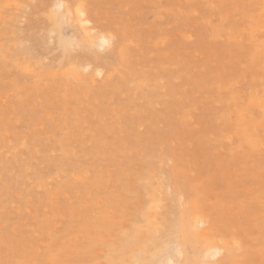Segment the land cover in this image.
Listing matches in <instances>:
<instances>
[{
    "label": "rangeland",
    "instance_id": "374dc122",
    "mask_svg": "<svg viewBox=\"0 0 264 264\" xmlns=\"http://www.w3.org/2000/svg\"><path fill=\"white\" fill-rule=\"evenodd\" d=\"M88 1L97 22L115 33L124 32L126 53L130 49L134 53L132 59L129 58L128 53L126 58L128 63L126 62L124 66L118 62L115 64L114 69L117 71H113V76L109 79L103 80L105 77H97V86L102 82L104 88L100 90L102 93L94 90V86L90 85L92 87L90 88L76 80L74 74H69L71 77L69 78L68 74L61 72L66 71L67 68L78 69H75L76 56L72 54L75 53L73 46L69 47L67 52L72 55L67 61L70 66L61 64L64 58L62 56L58 59L51 55L47 56L45 46H39L35 56L19 53L17 47L19 45L14 44V41L20 40L24 35L22 30L29 20L27 13L34 2L0 0V148L3 146L0 149V264H71V261L73 264H103L104 244H100L101 248L97 250L100 245H94L95 249H93V245H90L93 243L90 241L93 242L91 239L94 240L99 232H101L98 234L99 238L96 237L98 240L101 237L116 239V234L120 235L121 239L125 238L124 234L128 233L130 227L131 214L135 220L141 218L146 206L145 181L149 169L151 172L153 169L157 172L167 171L168 176H172L170 179L174 181L180 179L177 181L178 190L185 191L186 195L187 193L193 195L191 197L187 195V204L190 198H193V203L200 200L202 210L214 218L221 232L225 230L230 234L234 230V235L245 240L250 246L258 237L262 236L264 239V230L261 232L252 227L250 225L252 219L249 216L250 209H254V214L264 223V219H261L264 213L263 210L261 214V209L264 208V173L263 177H252L253 181L247 174L253 172L250 170L255 165L252 161L260 163L258 161L264 156V147L259 152L248 147L232 151L230 147L233 145L231 143L230 146L229 137L224 136L225 132L236 135L239 125L237 118L247 106H237L234 100L242 102L244 99L242 94L250 95L256 89H260L262 93L264 88L262 84L264 50L263 57L255 53L256 43L264 44L262 41L264 11L258 15L260 10L264 9V0H245L246 2L213 0L216 4L211 0ZM43 16V13L36 11L31 14V22L34 25L41 24L45 21ZM253 28L255 32L252 31ZM74 29L77 32L74 26L63 25L61 33L66 41L71 40V36L75 35ZM259 30H262V33L256 36ZM239 34L241 36L237 37ZM234 35L237 36L233 37ZM40 60L43 63L38 65L37 62ZM16 62L24 66L33 65L31 68H34V71L29 73L19 70L14 66ZM41 65H44L43 68L40 67ZM49 66L50 71H48ZM164 68H167V74L162 75V82L169 90L165 89V92L162 91L158 96H152L153 94H149L150 88L141 82L144 77H154L156 73L164 71ZM259 69L260 74L257 73ZM138 75L141 81L137 78ZM262 75L263 78L260 77ZM66 76H68L67 80ZM37 84L39 85L36 86ZM66 87H70V90H66ZM20 95L21 97L18 98ZM170 97L174 101H179L181 107L165 106L163 100ZM189 98L191 101L188 100ZM21 101L26 106L22 105ZM183 103H187L188 107L182 108ZM175 109L179 111H171ZM228 110L232 112L229 113L233 117L231 121L224 118L225 114L228 115L226 113ZM24 117L25 119H22ZM36 118H39L38 121ZM180 121H183V124ZM82 123L84 126H80ZM101 128L105 130L101 131ZM203 137L205 139H202ZM48 138L51 142L47 140ZM24 139L26 140L22 142ZM22 143L24 146L18 147ZM119 145H122V148ZM15 147L17 148L14 149ZM66 153L72 157L67 156ZM36 154L38 156H35ZM149 154L154 157L151 162H148ZM48 158L52 161H48ZM243 159H247L244 164ZM48 162L53 163L48 164ZM245 166L249 169L247 173ZM20 168L27 169L22 177L18 174ZM255 174L261 175L258 171ZM231 176H240L244 183H234L229 178ZM229 183L234 184V192L230 191ZM190 189L194 191L191 192ZM56 195L58 198L55 197ZM111 195L115 196L109 197ZM108 197L114 201H110ZM187 204L185 207L180 206V212L186 210L187 213L193 214L196 211L194 206L190 210ZM113 205L114 208H111ZM109 206L110 208H106ZM139 206L141 209L138 208ZM78 211H81L79 215L81 218L77 216ZM99 211L103 215H100ZM63 214L64 216H60ZM185 216L189 217L188 214ZM82 218L91 228L80 220ZM112 219L118 227L114 226ZM53 220L56 221L54 224ZM120 222H124L120 224L122 227L119 225ZM226 223L228 225L231 223V226H227ZM14 228H17L16 231H13ZM88 228L91 230L89 231ZM44 230L50 235L43 233ZM202 230L204 227L192 230L194 234H190L193 236V244L190 245L192 250L201 247L198 237L195 236ZM60 234L65 235L61 237ZM58 237L62 239L58 240ZM85 244L89 249L85 251L86 253L81 249ZM42 247L49 248L44 250ZM35 251H38L37 254L40 256H37ZM75 254L80 258L75 257ZM85 256L87 259L91 258L87 260ZM252 256L251 253V258L247 260L248 264H258L261 260L260 255L256 254L255 258L253 257L254 261ZM243 258L240 257L237 264ZM27 260L28 262H24ZM190 260L194 261L193 257Z\"/></svg>",
    "mask_w": 264,
    "mask_h": 264
},
{
    "label": "bare ground",
    "instance_id": "6f19581e",
    "mask_svg": "<svg viewBox=\"0 0 264 264\" xmlns=\"http://www.w3.org/2000/svg\"><path fill=\"white\" fill-rule=\"evenodd\" d=\"M212 3L216 4V2H214L213 0H211ZM222 1V0H221ZM227 1V0H226ZM247 1V0H246ZM244 0V2H246ZM250 1V0H249ZM256 1V0H255ZM32 2H34L32 0ZM243 3V1L241 2ZM210 4V3H209ZM235 4V3H234ZM257 5H259V3H256ZM233 5V4H231ZM251 5V4H249ZM33 7H31L30 11L27 13L29 20L27 21L26 25H25V29H23V33L24 35L21 36L20 40H16L14 41V44L19 45L17 47H19V53H26V54H31L32 56H35L36 53H38V47L39 46H45L44 50H45V54L47 56L51 55L52 57H54L55 59H58L59 57H64L61 61V64L63 65H68L67 61L68 59L72 56L70 55V53L67 54V52L69 51V47L71 48L72 46L74 47V51L75 53L72 52V54L74 56H76L74 60H76V68L77 70H74L71 68V70L69 68L66 69V71H61L62 73L64 72L65 74H74L76 77V80H78L81 83H84L85 85H92L94 86L93 89L97 90V92L99 91V93H102L100 90L104 89L102 88V82L100 83V85L97 86L96 84V80L97 77H105L106 80L109 79L110 77H112L113 75V71H117L116 69H114L115 64L118 62V64L120 63L122 66H124L126 64L127 61V55L129 53V58L132 59V55H134L133 51L130 49L127 53L125 50V45H126V38H125V33H115L113 31L108 30L106 27H103L102 24H99L97 22L95 13L92 12V8L90 7L89 1L88 0H52L51 2H48L47 0H35V2L32 5ZM210 6H212L210 4ZM219 6V5H218ZM218 6L216 8H218ZM241 6H243V4H241ZM245 6V4H244ZM247 6V5H246ZM243 8V7H242ZM28 9V7H27ZM263 9V8H262ZM36 11H40L41 13H43V17L45 19V21L43 23H38L36 25H34L31 22V14H33ZM221 11V10H220ZM236 11V10H235ZM239 11V10H237ZM236 11V12H237ZM253 11V10H252ZM255 11V10H254ZM253 11V12H254ZM263 10H260V13H258V15L261 14V12H263ZM219 12V11H218ZM251 13V11L249 12ZM255 14V13H254ZM257 14V13H256ZM97 15V14H96ZM227 16V15H226ZM251 16V15H250ZM229 17V16H227ZM252 17V16H251ZM28 19V18H27ZM227 19V18H226ZM225 20V19H224ZM262 20V19H261ZM264 20V19H263ZM243 21V19H242ZM245 21V20H244ZM227 22V21H226ZM22 23V22H21ZM117 24V23H115ZM63 25H72L77 29V32L74 29L75 35L71 36V40L69 39L68 41L65 40L64 36L61 33V29L63 28ZM216 27V26H215ZM251 27V26H250ZM259 26L257 25L256 28H258ZM262 27V25L260 24V28ZM255 28V27H254ZM254 28L252 31H254ZM231 30V29H230ZM229 30V31H230ZM249 30V29H248ZM263 30H264V26H263ZM213 31V30H212ZM233 31L235 32V30L233 29ZM247 31V30H246ZM258 31V30H257ZM262 31V30H261ZM259 30L258 33H256L255 35L257 36L258 34L262 35L264 34V31L261 32ZM231 32V31H230ZM255 32V31H254ZM64 33V32H63ZM124 33V34H123ZM218 33V31H217ZM243 33V31L241 32V34ZM245 33V32H244ZM222 34V33H221ZM235 34V33H234ZM11 35V34H10ZM71 35V34H70ZM214 35V32H213ZM252 35V34H250ZM220 36V35H219ZM223 36V34H222ZM237 35H234L233 37H235ZM241 36L240 34L237 36L239 37ZM73 37V38H72ZM246 37V36H245ZM253 37V36H252ZM260 37V36H259ZM258 37V38H259ZM232 38V37H231ZM230 39V38H229ZM149 40H147L148 42ZM264 41V40H262ZM249 43V42H248ZM13 44V45H14ZM160 44V43H159ZM157 44V45H159ZM163 44V43H161ZM147 45V44H146ZM252 46V45H251ZM255 53L258 55H261L260 57H263V50H264V44L261 43H256L255 45ZM16 48V46H15ZM244 48V47H243ZM252 48V47H251ZM73 50V49H72ZM245 51V50H244ZM252 55V54H251ZM30 56V55H29ZM31 56V57H32ZM41 56V55H39ZM73 56V57H74ZM140 56V55H138ZM161 56V55H160ZM141 57V56H140ZM139 57V58H140ZM244 57L247 59V56L244 55ZM10 58H12L10 56ZM17 58V56H16ZM47 58V57H46ZM45 58V60H46ZM48 59V58H47ZM245 59V60H246ZM73 60V62H74ZM34 61V59H33ZM60 61V60H58ZM72 61V58L71 60ZM41 62V60L39 62H37V64L39 65ZM140 64V63H139ZM254 64V62H253ZM12 65V64H11ZM255 65V64H254ZM14 66H16L19 70L22 69L25 72H29L32 73V71H34V68H31L33 65H26L24 66L21 63L17 62L14 64ZM44 65H41L40 67L43 68ZM67 66V67H68ZM8 67V66H6ZM65 67V66H64ZM121 67V66H120ZM9 68V67H8ZM12 68V67H11ZM10 68V69H11ZM16 68V71H17ZM50 66L48 67V71ZM57 68V67H56ZM55 68V69H56ZM62 68V67H61ZM65 69V68H63ZM121 69H123L121 67ZM164 71H157V72H161V73H156L154 75V77H149V75L147 74V77H144L142 80V84L147 86V88H150L149 94L152 96H158L159 94H161L162 91L165 92L169 90V88H166V85L162 82L163 76L162 75H166L167 74V68H164ZM45 70V69H43ZM143 69H141L142 71ZM11 71V70H10ZM15 71V72H16ZM53 71V69H52ZM120 71V69H119ZM122 71V70H121ZM260 71L257 70V73ZM262 71V70H261ZM47 72V71H46ZM63 74V75H65ZM184 75V73H182ZM260 74V73H258ZM62 75V76H63ZM69 75V78H71ZM39 77L41 78V75H39ZM43 77V76H42ZM66 76V80H67ZM263 78V75L260 76ZM18 78V77H17ZM68 78V79H69ZM137 78L141 81V77L138 75ZM37 79V78H36ZM35 79V80H36ZM102 79V78H101ZM224 79V78H223ZM44 80V79H43ZM42 80V82H43ZM102 80V81H103ZM75 81V82H78ZM108 81V80H107ZM41 82V81H39ZM41 82V83H42ZM221 82V81H220ZM38 83V82H37ZM16 84V83H14ZM36 84V83H35ZM62 84V83H61ZM79 84V83H78ZM77 84V85H78ZM262 84L264 85V78L262 80ZM39 84H37L36 86H38ZM65 84H63L64 86ZM72 85V84H70ZM84 85V86H85ZM31 87V85H29ZM45 86V85H44ZM66 86V85H65ZM76 86V84H75ZM82 86V85H81ZM80 86V87H81ZM83 86V87H84ZM21 87V85L19 86ZM74 87V85H73ZM79 87V86H77ZM45 88V87H44ZM48 88V87H47ZM90 88H92L90 86ZM99 88V89H98ZM21 89V88H20ZM65 89V88H64ZM69 89L70 87H66V90ZM80 89V88H79ZM22 90V89H21ZM32 90V89H31ZM68 90V91H69ZM78 90V89H77ZM81 90V89H80ZM78 90V91H80ZM259 90V92H257ZM28 91V90H26ZM61 91V90H58ZM19 92V91H18ZM31 92V91H30ZM44 92V91H43ZM186 92V91H185ZM29 93V92H28ZM32 93V92H31ZM30 93V95H31ZM188 93V92H187ZM33 94V93H32ZM51 94V93H50ZM64 94V93H63ZM62 94V95H63ZM130 94V93H129ZM23 95V94H22ZM27 95V94H26ZM66 95V94H65ZM100 95V94H98ZM164 95V94H163ZM244 99L242 102L234 100V97L232 95V99L234 100L235 104L237 106H241V105H247L243 108L242 113L238 116L237 120H238V129L236 131V135H231V133L225 132V137H229V142H230V146L231 143L233 145V147H230L232 151H239L241 150L243 147H248L251 148L253 151L255 152H259L262 151L264 148V88L262 90V93L260 91V89H256L254 90L252 93H250V95L248 94H242L241 95ZM1 97V96H0ZM21 95L18 97L20 98ZM23 97V96H22ZM27 97H29V95H27ZM26 98V97H25ZM31 98V97H30ZM68 98V97H67ZM66 98V99H67ZM228 99V98H227ZM24 100V99H22ZM65 100V99H64ZM188 100L191 101V99L189 98ZM32 101V100H31ZM27 102V101H26ZM62 102V101H60ZM185 102V101H184ZM232 103V101H230ZM22 103V101H21ZM34 103V100L33 102ZM68 103V102H67ZM92 103V102H91ZM163 103L165 104V106H175V107H181V105L179 106V101H174L173 98H168V99H164ZM188 103V102H187ZM187 103H183L184 105L182 106V108L188 107L186 106ZM19 104V103H18ZM25 103H22V105ZM49 104V102L47 103V105ZM82 104V103H81ZM21 105V106H22ZM28 105V104H27ZM80 105V103H79ZM19 106V105H18ZM26 106V104L24 105ZM29 106V105H28ZM49 106V105H48ZM10 107V105H9ZM58 107V106H57ZM66 107V106H65ZM93 106H91L92 108ZM31 108V106L29 107ZM44 108V107H43ZM47 108V107H46ZM54 108V107H53ZM59 108V107H58ZM82 108V107H81ZM80 109V108H77ZM83 109V108H82ZM93 109V108H92ZM231 109V108H230ZM36 110V109H34ZM74 110V108H73ZM33 111V110H32ZM69 111V110H68ZM87 111V110H86ZM92 111V110H90ZM172 112H177L179 111L178 109L175 110H171ZM170 111V113H171ZM231 110H228V115L225 114L224 118H228L230 121L233 120V117H231ZM80 112V111H79ZM6 113V112H5ZM4 113V114H5ZM36 113V112H35ZM89 113V112H88ZM230 113V114H229ZM9 114V113H8ZM43 113H41L42 115ZM120 114V113H119ZM6 115V114H5ZM12 115V114H11ZM62 115V114H61ZM82 115V114H81ZM21 116V115H20ZM23 116V114H22ZM50 116V115H49ZM75 115H73L74 117ZM30 117V116H29ZM77 117V116H76ZM4 118V117H3ZM10 118V117H9ZM31 118V117H30ZM50 118V117H49ZM67 118V117H66ZM167 118V117H166ZM248 118V119H247ZM22 119H25L22 118ZM38 121L39 118H36ZM75 119V118H74ZM6 120V119H5ZM68 120V119H67ZM84 120V118L82 119ZM121 121V119H119ZM32 121V119H31ZM33 121H34V117H33ZM32 121V123H33ZM17 122V121H16ZM19 122V121H18ZM29 122V121H28ZM27 122V123H28ZM81 122V121H80ZM183 124V121H180ZM26 123V124H27ZM68 123V121H67ZM11 124V123H10ZM29 124V123H28ZM37 125V122L35 123ZM34 124V125H35ZM56 124V123H55ZM35 125V126H36ZM17 126V125H15ZM34 126V127H35ZM42 126V125H41ZM80 126H84L83 123ZM87 126V125H85ZM231 126V124L229 125ZM14 127V125H13ZM30 127V126H29ZM33 127V128H34ZM89 127V126H87ZM86 127V129L88 130V128ZM7 128V127H5ZM4 128V129H5ZM43 128V127H42ZM82 128V127H81ZM91 128V127H90ZM14 129V128H13ZM66 129V128H64ZM84 129V128H83ZM101 131L105 130V129H100ZM114 130V129H112ZM92 131V129H91ZM83 132V130H82ZM95 132V131H92ZM2 133V132H1ZM8 133V132H7ZM36 133V132H35ZM43 133V132H42ZM84 133V132H83ZM108 133V131H107ZM40 134V133H39ZM85 134V133H84ZM95 134V133H92ZM110 134V133H109ZM109 134L107 136H109ZM8 135V134H7ZM6 135V136H7ZM15 135V134H14ZM78 135V134H76ZM83 135V134H82ZM5 135H3L4 138ZM16 136H18L16 134ZM27 136V135H25ZM73 136V135H71ZM106 136V137H107ZM216 136V135H215ZM2 137V136H1ZM221 137V135H220ZM16 138V137H15ZM22 138V137H20ZM19 138V139H20ZM82 138V137H81ZM99 138V137H98ZM105 138V137H104ZM111 138V137H110ZM217 138V137H216ZM1 139V138H0ZM16 139V140H19ZM77 139V138H76ZM100 139V138H99ZM98 139V140H99ZM115 139V138H114ZM202 139H205L204 137ZM10 142V139H8ZM15 140V139H13ZM26 139L22 140V142H24ZM33 140V139H32ZM39 140V139H38ZM49 140V138L47 139ZM47 140H45L47 142ZM70 140V139H68ZM236 140H238L239 144L237 142H235ZM51 142V140H49ZM80 141V140H79ZM7 142V141H6ZM223 142V141H221ZM12 144V141L10 142ZM21 143V141H20ZM58 143V142H57ZM209 143V142H207ZM14 144V143H13ZM19 144V143H18ZM120 144V143H119ZM211 144V143H210ZM10 145V144H9ZM23 145V143L21 145H17L18 147H21ZM26 145V144H25ZM65 145V144H64ZM67 145V144H66ZM74 145H76L74 143ZM155 145V144H154ZM1 146V145H0ZM24 146V145H23ZM122 145H119V147H121ZM156 146V145H155ZM213 146V145H211ZM3 147V146H2ZM1 147V148H2ZM0 148V149H1ZM17 147H15L14 149H16ZM38 148V146L36 147ZM63 148V147H62ZM61 148V149H62ZM68 148V147H67ZM66 148V150H67ZM122 148V147H121ZM124 148V147H123ZM169 148V147H168ZM221 148V147H220ZM263 148V149H262ZM70 149V148H69ZM158 149V147H157ZM216 149V148H215ZM33 150V149H32ZM37 151V149H34ZM161 150L164 151L163 147H161ZM217 150V149H216ZM2 151V150H1ZM17 151V150H16ZM47 151V150H46ZM59 151V150H58ZM71 151V150H70ZM76 151V150H75ZM154 151V150H153ZM171 151V148H170ZM24 152V151H23ZM43 152V151H42ZM54 152V151H53ZM74 152V149H73ZM168 152V151H167ZM52 153V152H51ZM65 153V151H64ZM68 153V151H67ZM66 153V155H67ZM166 152H164L165 154ZM240 153V152H239ZM5 154V153H4ZM8 154V153H7ZM69 154V153H68ZM158 154V153H157ZM26 155V154H25ZM25 155H19L21 157L25 156ZM51 155V154H50ZM130 155V154H129ZM159 155V154H158ZM4 156V155H3ZM5 156L8 155L5 154ZM27 156V155H26ZM34 156V155H33ZM35 156H38V154H36ZM42 156V155H41ZM69 157H72V155H67ZM132 156V155H131ZM43 157V156H42ZM116 157V156H115ZM36 158V157H35ZM149 158L148 162H151L154 157L151 156V154H149ZM164 159V156L162 157ZM241 158V157H240ZM18 159V158H17ZM22 159V158H21ZM34 159V158H33ZM31 159V162L32 160ZM49 159V158H48ZM67 159V158H66ZM75 159V158H74ZM23 160V159H22ZM30 160V159H29ZM57 162V159H55ZM54 160V161H55ZM116 160V159H115ZM119 160V159H118ZM48 161H52V160H48ZM144 161V160H142ZM170 161V160H169ZM242 161V160H241ZM245 161H247V159H243V164L245 163ZM30 162V164H31ZM163 162V161H162ZM254 162V166L252 168H250L251 171H253L252 173L248 172V166H245V173H247L249 176V178H251L250 180H252V177H263V173H264V156H262V159L260 158L258 162H260L259 164L256 163L255 161H252V163ZM34 163V162H33ZM32 163V164H33ZM49 163H53V162H48ZM61 163V162H58ZM65 163V162H63ZM108 163V162H107ZM106 163V164H107ZM17 164V163H16ZM75 164V163H74ZM73 164V165H74ZM142 164V163H141ZM2 165V164H1ZM43 165V164H42ZM52 166H54V164H51ZM57 165V164H55ZM69 165V164H68ZM81 165V163L79 164ZM5 166V165H4ZM16 166V165H15ZM34 166H36L34 164ZM59 166V165H58ZM61 166V165H60ZM66 165H63V167H65ZM72 166V165H71ZM92 166V165H91ZM152 166V164H151ZM17 167V166H16ZM27 167V166H26ZM25 167V168H26ZM180 167V165H179ZM19 168V167H18ZM25 168H20L19 169V177H22L24 174V171L27 170ZM30 168V166H29ZM43 169V167H41ZM68 168V167H67ZM100 168V167H99ZM158 168V167H157ZM172 168V167H171ZM178 168V167H177ZM5 169V168H4ZM3 169V170H4ZM48 169V167L46 168V170ZM57 169V168H56ZM55 169V170H56ZM77 169V168H76ZM175 170V168H172ZM240 169V168H239ZM244 169V168H243ZM54 170V169H53ZM59 170V169H58ZM63 169H61L60 172H62ZM74 170V169H73ZM155 169H153V172ZM161 170V169H160ZM177 170V169H176ZM13 171V169H12ZM14 171H16V169H14ZM40 171V170H39ZM72 171V170H71ZM101 171V170H100ZM141 171V170H140ZM171 171V170H170ZM180 171V170H179ZM258 171L260 172L261 175H256L255 172ZM59 172V173H60ZM89 172V171H88ZM153 172L150 171V169L147 172L146 175V181H145V185H146V192L144 194V197L146 199V206L143 210V213L141 214L142 217L137 220H135V217L131 214V222L128 233L126 232L124 234L125 238L121 239L120 235H117L115 237H117L116 239H111L110 237H106L103 238L101 237V239H96V237H98V234H100L101 232H99L97 234V236L93 239H91L93 242L90 241V245H93V249L94 245L97 244H104V252H103V256L102 258H104V263L103 261L101 263L103 264H237L238 263V259L240 257H244L242 261H240L239 264H248L247 260L250 259V254L252 253L253 256L255 258V255L258 254L261 257L260 262H258V264H264V239L262 238V236L258 237L256 240H253L250 245H247L246 241L241 239L239 236L234 235L235 231L233 230L230 234H227L226 231L224 230L223 232H221L216 224L217 222L214 221V218L211 217L209 214L205 213L202 209V203L200 200H197V202L193 203V198L189 199V202L187 204L186 201V197L187 195L191 197L192 193L194 191L191 190L193 187L189 186L191 189V195H189L185 191H180L179 189V184L177 181H179L177 179V181L171 180L170 176H168L169 173H167V171H163L161 170L160 172H157L154 174ZM42 173V172H40ZM58 173V172H57ZM172 173V171H171ZM170 173V174H171ZM177 173V172H176ZM3 174L5 175V172H3ZM26 174V173H25ZM29 174V172H28ZM51 174V173H50ZM53 174V172H52ZM236 174V173H235ZM49 175V174H48ZM172 175V174H171ZM175 175V172H174ZM234 175V174H233ZM17 176V174H16ZM15 176V177H16ZM87 176V175H84ZM30 177V174L28 175V178ZM44 177V176H43ZM73 177V176H72ZM222 177H225V175H222ZM0 178H1V173H0ZM27 178V179H28ZM49 178V177H48ZM101 178V177H100ZM174 178V177H173ZM176 178V177H175ZM180 178V177H179ZM230 180L234 181V183L238 182L243 184L244 180L240 179V176H231L229 177ZM30 179V178H29ZM51 179V177H50ZM53 179V177H52ZM59 179V178H57ZM9 180V179H8ZM46 180V179H45ZM162 180V181H161ZM32 181V180H31ZM131 181H133L131 179ZM3 182V181H2ZM14 182V181H13ZM44 182V180L42 181ZM41 182V183H42ZM15 183V182H14ZM40 183V182H38ZM183 183V182H182ZM1 184V183H0ZM4 184V183H3ZM6 184V182H5ZM49 184V183H48ZM47 184V185H48ZM77 184V183H76ZM75 184V185H76ZM181 184V183H180ZM51 185V184H50ZM187 185V184H186ZM5 186V185H4ZM9 186V185H8ZM40 186V185H39ZM77 186H79L77 184ZM234 184L229 183V189L231 192H234V188H233ZM17 187V186H16ZM84 187V186H82ZM81 187V189L83 190V188ZM87 187V186H86ZM139 187V186H138ZM183 187V186H182ZM187 187V186H186ZM15 188V187H14ZM40 188V187H39ZM46 188V186L44 187ZM50 188V187H49ZM181 188V187H180ZM188 188V187H187ZM10 189V188H9ZM80 189V190H81ZM85 189V188H84ZM183 189V188H181ZM186 189V188H185ZM189 189V188H188ZM199 189V188H198ZM139 190V189H138ZM116 191V190H115ZM200 191V190H199ZM3 192V191H2ZM56 192V191H55ZM79 192V191H78ZM52 193V191H51ZM120 193V192H118ZM248 193V192H247ZM66 194V193H65ZM80 194V193H79ZM91 194V193H90ZM5 195V194H4ZM133 195V194H132ZM195 195V194H194ZM205 195V194H204ZM52 196V195H51ZM66 196V195H65ZM89 196V195H88ZM115 196V195H114ZM114 196H109V197H114ZM193 196V195H192ZM4 197V196H3ZM56 198L57 195L55 196ZM108 197V199H110ZM126 199V198H125ZM192 199V200H191ZM195 199V198H194ZM72 200V199H71ZM70 200V201H71ZM116 200V199H115ZM165 200H167V202H165ZM110 201H114L111 200ZM144 201V200H143ZM68 201H66L67 203ZM108 202V201H106ZM142 202V201H141ZM83 203V201H82ZM116 203V202H115ZM114 203V204H115ZM68 204H70L68 202ZM81 204V202L79 203ZM78 204V205H79ZM106 204V203H105ZM104 204V205H105ZM117 204V203H116ZM140 204V202H139ZM189 205V209H192V206H194V209L196 210L193 214L187 213L186 210H182L180 212V206L183 205V207H185V205ZM86 205V203H85ZM97 206V204H95ZM108 205V204H107ZM118 205V204H117ZM116 205V206H117ZM94 206V204L92 205ZM99 206V205H98ZM101 207V206H100ZM121 207V206H120ZM60 207H58L59 209ZM66 208V207H65ZM80 208V207H78ZM88 209H90L89 207H87ZM104 208V207H102ZM106 208H110L106 207ZM104 208V210L106 209ZM114 208V205L111 207ZM119 208V207H118ZM139 209L140 206L138 207ZM143 208V207H142ZM55 209V208H54ZM68 209V208H67ZM77 209V208H76ZM82 209V207H81ZM93 209V208H91ZM95 209V207H94ZM100 209V208H99ZM98 209V210H99ZM188 209V211H189ZM190 209V210H191ZM216 209V208H214ZM78 210V209H77ZM75 210V211H77ZM254 209H250L249 212V216L251 217V223L250 225L252 227L257 228L259 231L262 232V230H264V223L260 220V217L254 214ZM264 210V208L261 209V214L263 213L262 211ZM60 211V210H58ZM94 211V210H93ZM103 211V210H102ZM68 212L69 209H68ZM79 212V211H78ZM81 212V211H80ZM80 212L77 216L80 215ZM98 212V211H97ZM180 212V215H179ZM73 213L72 212V217H73ZM77 214V212H75ZM104 213V212H103ZM215 213V212H213ZM230 213V212H229ZM228 213V214H229ZM68 214V213H67ZM88 214V213H87ZM99 214L101 215L102 212L99 211ZM98 214V215H99ZM189 215V217L185 216V215ZM86 215V214H85ZM97 215V216H98ZM103 215V214H102ZM107 215V213H106ZM105 215V217H106ZM260 215V214H259ZM60 216H64L60 215ZM75 216V214H74ZM76 216V217H77ZM84 216V214H83ZM140 216V215H139ZM217 215H214V217H216ZM51 219V217H49ZM62 218V217H61ZM79 218H81V216H79ZM107 218V217H106ZM49 219V221H50ZM64 219V218H63ZM73 219V218H72ZM87 219V217L85 218V220ZM108 219V218H107ZM126 219V218H125ZM141 219V220H140ZM217 219V218H216ZM261 219H264V213L263 216L261 217ZM46 220V219H45ZM82 220V222H84V224H86V221H83V218L80 219ZM78 220V221H80ZM115 220V219H114ZM77 221V225L78 222ZM90 221V218H89ZM104 221V220H103ZM107 221V220H106ZM113 221V219H112ZM111 221V223H112ZM217 221V220H216ZM56 222V221H55ZM53 220V224L55 223ZM81 222V223H82ZM223 222V221H222ZM72 223V222H71ZM105 223V222H104ZM114 226L117 225L115 224V221H113ZM118 223V221H117ZM121 223L124 222H120L119 225ZM126 223V222H125ZM182 223H183V227H182ZM45 225L47 223H44ZM76 224V221H75ZM74 224V225H75ZM83 224V225H84ZM108 224V223H107ZM128 224V222L126 223ZM49 225V224H48ZM101 225V224H100ZM104 225V224H103ZM122 225V224H121ZM120 225V227H122ZM227 226H231L228 225V223H226ZM50 226V225H49ZM52 226V225H51ZM55 226V225H54ZM76 226V225H75ZM85 226V225H84ZM86 226H89L86 224ZM82 227V225H81ZM93 227V226H92ZM118 227V225H117ZM204 227V230H202V232H200V234H198L196 237H198V241L200 242V248H195V249H191L190 245L193 244V236L194 235L192 232V230H198L200 228ZM59 228V227H57ZM74 228V227H73ZM77 228V227H76ZM78 228L80 229L79 225ZM89 228H91L89 226ZM88 228V230H89ZM95 228V227H94ZM14 228L13 231H16ZM56 229V228H55ZM78 229V230H79ZM82 229V228H81ZM85 230V228H83ZM87 229V228H86ZM46 230V229H45ZM44 231H42L43 233L47 234L50 232V230L48 229V233H46ZM54 230V228H53ZM69 230V229H68ZM91 230V229H90ZM89 230V231H90ZM101 230V229H100ZM124 230V228H123ZM57 232H59V230L56 229ZM61 231V230H60ZM76 232V229L74 230ZM73 231V233H74ZM80 231V230H79ZM94 231V230H92ZM102 231V230H101ZM108 231H110L108 229ZM54 232V231H53ZM52 232V233H53ZM71 232V231H70ZM83 232V231H82ZM81 232V233H82ZM86 232V231H84ZM198 232V233H199ZM60 233V232H59ZM58 233V234H59ZM78 233V232H77ZM89 233V232H88ZM95 233V232H94ZM94 233H92L94 235ZM111 233V232H110ZM109 233V234H110ZM118 233V232H116ZM192 233V234H191ZM57 234V235H58ZM71 234V233H70ZM75 234V233H74ZM73 234V235H74ZM86 234V233H85ZM96 234V233H95ZM191 234V235H190ZM50 235V233H49ZM52 235V234H51ZM56 234H54L55 236ZM61 235V234H60ZM65 235L62 234L61 237ZM83 235V234H82ZM190 235V236H189ZM91 236V235H90ZM95 236V235H94ZM93 236V237H94ZM108 236V235H107ZM57 237V236H55ZM58 240H61L62 238L58 237ZM64 238V237H63ZM78 238V235L77 237ZM91 238V237H90ZM99 238V237H98ZM52 239V238H51ZM50 239V240H51ZM55 240V238H54ZM57 241V240H55ZM86 241V240H85ZM84 241V243H86ZM36 242V241H35ZM53 242V241H52ZM64 242V240H63ZM67 243V241H66ZM71 243V242H70ZM36 243H34L35 245ZM56 245V242L54 243ZM60 244V243H59ZM65 244V243H64ZM66 245V244H65ZM89 245V246H90ZM249 246V247H247ZM58 247V246H56ZM63 247V246H62ZM65 247V246H64ZM76 247V246H74ZM97 247V246H95ZM41 248V247H40ZM43 248V247H42ZM49 247H46V249ZM59 248V247H58ZM89 248L92 249V247L90 246ZM101 248V245L99 246V248L97 247V250ZM44 249V248H43ZM44 249V250H46ZM60 249V248H59ZM82 251H86L89 250L87 247V244L83 245V248H81ZM35 250V249H34ZM33 250V252H34ZM41 251V249L39 250ZM59 251V250H58ZM38 252V251H37ZM37 252L35 251V253L37 254ZM47 252V251H46ZM85 252V253H86ZM102 252V251H101ZM40 253V252H39ZM43 253V252H42ZM81 253V252H80ZM84 253V254H85ZM33 254V253H31ZM76 255V254H75ZM94 255V254H92ZM98 255V254H97ZM37 256H40L37 254ZM82 256V255H81ZM91 256V254H90ZM35 257V256H34ZM77 257V255L75 256ZM88 257V256H87ZM92 257V256H91ZM90 257V258H91ZM193 257L194 261H191L190 258ZM77 258H80L79 256ZM86 258V256L84 257ZM88 258V259H90ZM253 258V261H254ZM29 259V258H28ZM36 259V258H35ZM38 259V258H37ZM36 259V260H37ZM87 259V258H86ZM87 259V260H88ZM98 259V258H96ZM95 259V261H96ZM34 260V261H36ZM33 261V260H32ZM40 262V259L38 260ZM43 261V259H42ZM75 261H79V260H75ZM92 261V259H91ZM91 261H88L91 262ZM94 261V260H93ZM24 262H28L24 261ZM23 262V263H24ZM37 262V263H39ZM70 262V261H69ZM74 262V260H73ZM34 263V262H33ZM82 263V262H81ZM87 263V262H86ZM30 264V263H29ZM71 264L72 261H71ZM75 264V263H74ZM83 264V263H82ZM85 264V263H84ZM94 264V263H93Z\"/></svg>",
    "mask_w": 264,
    "mask_h": 264
}]
</instances>
